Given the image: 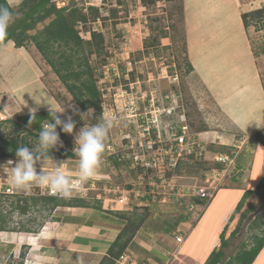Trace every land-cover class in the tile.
I'll return each instance as SVG.
<instances>
[{"label": "crops", "instance_id": "1", "mask_svg": "<svg viewBox=\"0 0 264 264\" xmlns=\"http://www.w3.org/2000/svg\"><path fill=\"white\" fill-rule=\"evenodd\" d=\"M22 1L7 0L15 9ZM260 1L264 5V0H180L187 68L191 66L190 71L186 70L185 81L204 119L198 130L193 131L195 137L206 143L211 151L207 152L209 157L214 152L211 146L220 149L217 151H223L224 146L229 150L248 137L237 159V172L227 179V185L209 202L189 195L178 200L146 203V198L132 194L121 204L111 194L103 200L104 205L101 202V209L93 205L58 206L51 214L54 221L49 226L42 223L33 231L28 223L26 230H0V264H100L128 222L122 215H141L139 211L145 208L152 216L138 225L125 250L146 264H207L213 250L221 248L222 236L228 242L225 251L234 255L239 249L229 250L235 235L241 230L251 234L262 231L264 218L260 221L259 216L263 212L256 204L264 187L259 192L255 188L264 177V144L254 134L264 128V53L255 47L243 19L244 13L257 9L252 4ZM261 7L259 4L258 8ZM36 32V29L28 31ZM35 53L41 54L32 42L17 47L9 39L0 46L3 87L17 96L18 114H24L26 109L28 113L53 110L61 117L59 103ZM41 91L46 97L38 94ZM174 109L167 118L186 123L187 113L174 118ZM95 158L93 154V164ZM39 160L43 159H32V164ZM62 160L65 159H58ZM179 174L177 183L191 186L199 181L196 176ZM131 181H127V186ZM249 190L251 193L243 199ZM240 202V208L235 211ZM192 205L194 209L189 208ZM251 205L255 208L249 212ZM39 210L45 209L39 206ZM246 213L247 217L242 219ZM237 228V233L232 235ZM178 234L186 235V239L174 256ZM253 242L250 238L246 245L249 247ZM252 264H264V246Z\"/></svg>", "mask_w": 264, "mask_h": 264}, {"label": "rangeland", "instance_id": "2", "mask_svg": "<svg viewBox=\"0 0 264 264\" xmlns=\"http://www.w3.org/2000/svg\"><path fill=\"white\" fill-rule=\"evenodd\" d=\"M86 1H92L90 9L88 8L87 10ZM262 2L263 1L254 3L252 6L256 8H258L259 4L264 6ZM72 6L83 10L88 18L87 21L89 23H82V31L84 32V36H87L84 39L85 50L88 53L90 63L97 68V70H95V76L98 80L100 89H102V93L105 94V97L101 96V99L111 102L114 98V92L117 91L120 85H123V88H127L128 91H130V93L124 97L127 104H129L133 96H139L141 92H145L146 95H149L150 91L153 90L158 98L156 104L159 107L165 106V108H168L174 106V118H179V113H187L186 123L189 125L190 130H198L204 119L202 110L199 109L200 105L190 94V88L185 81L188 63L186 62L184 49V25L180 0H63L59 5H56L58 8L66 7L68 9ZM93 7H98L100 13L98 12L99 14H96V12H94L95 10H92ZM66 13L68 14V12ZM97 16H100V18ZM103 16H106L104 17L105 19ZM52 17L47 18L43 22H39L35 29L38 30L43 25H46ZM98 19H100V21H98ZM80 25L81 23L79 24V21H77L76 28H79V30H81ZM90 26H95L97 31L103 33L105 38L104 45L108 49L109 59L114 56L115 53L120 57V53L124 51L125 44L129 47L133 62L130 66L128 77L122 75L121 77H115L112 72L109 71L110 79L107 80L104 78L105 68L101 65L103 62L102 55L97 57L89 55L90 51L87 41L91 38L85 31H87ZM248 28L250 29L251 38L255 47L259 52L264 53L263 23L250 22ZM259 29H261V31L256 33ZM28 50L31 52L30 49ZM35 57L39 62H37L38 65H41L45 73V78L49 82L48 86L59 103L61 110L60 115L65 120L66 126L70 128V134L63 139L61 144L74 151L78 158L62 160L64 162H59L56 159H43L35 161V163L33 162L28 170L37 173V178L44 184H58L61 183L62 180L64 182L65 179H68L70 176L82 177L81 186L85 188L83 191L85 200H88L91 204H95L100 200L104 205L105 202L103 199L106 197L107 192L104 194V183L102 181H97L94 177L96 172L98 174V167L92 162L93 159L91 158H93L94 151L89 145V141L94 136L99 137V140L104 144L106 142L105 136L103 137L100 135L102 127L98 123L99 115L95 113L94 109H89L87 112L80 110L77 103L73 100L72 95L67 91L66 87L41 54L35 53ZM119 64L120 67L125 68L122 59H120ZM122 72H125V69L122 70ZM175 73H177L179 77L177 81H173L171 78V75ZM2 79H5V77L0 73V97L3 95L4 98H7L12 94L9 93L8 88L3 87L4 80ZM136 80L139 82L135 83ZM130 83H133L132 89ZM1 88H3V90ZM42 93L43 91L38 94H40L41 97H46V95H42ZM166 94L170 97L166 98ZM148 97L146 96L145 98ZM4 98L1 99L11 108V100ZM48 98L51 101L49 94ZM16 99L18 100L17 96ZM34 99L38 100L37 98ZM144 100L145 101L140 100L139 105L142 106V108H147L146 104L148 101L146 99ZM38 102L40 101L38 100ZM24 114L32 113H28L26 109ZM92 115H94V121L91 120ZM163 118H166L165 113L163 114ZM76 121H78L77 125L74 123ZM121 126L123 128L127 127L124 123L121 124ZM113 129H111L110 132L108 131V137L112 134L115 149L117 150L118 147L121 148L122 146L118 137H115L117 133L113 135L116 130L118 132V129ZM82 131H90L87 136L88 138L86 137L87 139L82 136ZM16 136L28 137L30 140H33L32 144L34 148H39L43 143L42 140L35 139L28 135L27 132H22L20 128H17L14 123L10 121L0 123V140L5 137L12 139ZM45 145L47 146L46 143ZM211 148L213 151L220 150L214 145L211 146ZM209 152L211 151L208 150V153ZM3 165H7V163H4V159H0V181H4L6 177L5 171L8 170V168H5ZM213 165L214 163L209 156L197 161L186 160L179 164V173L187 176H196L199 181L202 182L204 174H206V171ZM91 168H94V170L92 171ZM54 169L58 171H54ZM123 170L122 180L114 183L125 185L127 181L135 177L132 171L133 169L125 167ZM50 173H52V175ZM93 181L94 184H92ZM30 188L33 194L37 191V187L35 186H29L28 190H30ZM98 194L102 197L101 199L97 197ZM14 200L15 197L13 196H0V208L3 209L4 214H8V220H10L8 226L10 228L20 223H29L30 226H33V230H36L39 224L44 223L46 226H49L50 223H53L54 220L53 217H51L53 211L50 212L46 209L40 211L39 206H31L27 209L26 213L20 212L19 209L10 211L11 207H15L12 206ZM110 202L112 203V201ZM107 206H109V203ZM119 207L121 206L116 208ZM256 207L259 211L263 212L259 216L262 217L259 219L262 221L264 218V192L259 196ZM40 209L42 208L40 207ZM139 212L146 215L145 219L152 216V212L148 209H143ZM39 215H41V221L38 220ZM33 217L35 219L34 221H32ZM44 218L46 220H44ZM235 237L236 239H234L229 252L241 249L244 244H248L247 241L250 239L251 233L249 231L246 233L244 230H241Z\"/></svg>", "mask_w": 264, "mask_h": 264}, {"label": "trees", "instance_id": "3", "mask_svg": "<svg viewBox=\"0 0 264 264\" xmlns=\"http://www.w3.org/2000/svg\"><path fill=\"white\" fill-rule=\"evenodd\" d=\"M92 10H95L94 12H96V14L100 13L98 7H93ZM66 12H68V14ZM49 17H52V19L44 25L42 29L37 30L35 34L28 33L29 30L35 29L39 22H43ZM104 17L106 16H103V18ZM87 19L83 10L74 6L69 7V9L66 7L58 8L53 0H23L17 9L11 7L7 0H0V46L9 39L13 40L17 47L24 46L27 42L34 43L47 64L52 68L67 91L72 95L78 108L84 112H87L89 109H94L95 113L99 115L98 123L101 125V91L97 86V79L95 76V70H97V68L90 63L88 53L85 50V41L76 28L77 21L86 22ZM243 19L246 26H249L250 22H262L264 25V6L244 13ZM104 39L103 33L95 30L91 32V39L87 41L90 51L89 55H94L96 57L102 55V64L108 61V49L104 45ZM187 69V72L190 71L191 66H188ZM94 119V115H92L91 120L94 121ZM8 121L14 123L22 132H27L28 135L33 138L42 140L43 143L39 148H34L32 144L33 140H30L28 137L16 136L12 139L5 137L0 140V159L15 156L30 159L56 160L78 158L74 151L61 144L63 139L70 134V130L62 117L55 111L47 110L32 114L17 113ZM44 123H48L52 129L46 130L44 128ZM74 123L77 125L78 121ZM89 133L90 131H82V136L87 139ZM100 135L104 137V127H102ZM254 136L258 141L264 144V128L258 130ZM89 145L96 157L94 163L100 170L98 173L101 172V174H104L99 176L94 174L96 180L102 181L103 183L120 182L124 171L123 168L129 167L128 164L126 162H118L114 159L117 163V172L110 173L108 168L103 166L99 160V158L107 154L103 142L99 140V137L94 136L89 141ZM224 150H228V147L224 146L223 151ZM217 152L219 151H214L210 157H213ZM179 169L180 167H178V171ZM263 187L264 177L255 190L259 192ZM249 193H251V190L245 192L243 199H245ZM0 196L5 197L4 194H0ZM12 204V206L15 207H11L10 211L19 209L22 213H26L27 209L31 206H40L50 212L58 206L89 207L93 205L100 209L102 207L100 200L95 204H91L88 200H85L84 197H79L77 195L72 197L37 194L30 196L25 195L23 197H17ZM240 206L241 202L237 205L235 211H237ZM254 208L255 207L251 205L249 207V212ZM145 216L146 215L143 213L141 215L135 213L132 215H122L128 222L109 247L108 256H105L100 264H114L115 258L125 251L138 225L144 222ZM245 217H247V213L241 216L242 219ZM138 218L139 221L136 222ZM9 222L8 214H4L3 209L0 208V230L10 228L8 226ZM17 228L26 230V224H17V226H14L12 229ZM237 231L238 228L232 235H235ZM250 238L254 240L252 245L248 247L244 244L234 255H228L224 249L228 242L222 236L221 248L217 251L213 250L208 258L207 264H252L264 246V228L260 233H252Z\"/></svg>", "mask_w": 264, "mask_h": 264}, {"label": "built area", "instance_id": "4", "mask_svg": "<svg viewBox=\"0 0 264 264\" xmlns=\"http://www.w3.org/2000/svg\"><path fill=\"white\" fill-rule=\"evenodd\" d=\"M56 5L63 0H53ZM70 1V0H69ZM92 1H86V10L90 8ZM61 7V6H59ZM100 18V17H99ZM100 21V19H98ZM81 23V30L78 29L80 36L85 39L84 32L82 31V23H89L88 21ZM97 31L96 27H89L86 32L91 38V32ZM99 30V29H98ZM131 50L129 47H124V51L120 53V57L117 53L109 59L105 64H102L105 68L104 78L109 80L110 73L113 76L128 77L130 66L133 62L131 57ZM120 59L124 61L125 68L120 67ZM125 69V72L122 70ZM173 81L178 80L177 73L171 75ZM139 81L136 80L135 83ZM131 89L133 83H130ZM97 86L101 91L98 80ZM139 87V86H138ZM130 91L127 88H123L120 85L117 91L114 92V98L111 102H107L105 99H101V126L105 130V149L107 154L99 158L103 166L107 167L110 173L117 172V163L126 162L129 168L133 169L135 177L127 184L121 185L116 183H104V197L105 200L109 195L114 194V198L117 203L123 204L127 202L132 194L137 198L144 197L146 203L151 201H163L166 202L169 199H181L189 195H197L206 198L208 202L214 198L217 191L227 185V179L237 172V159L242 152L248 137L245 136L240 139L237 144L226 151H219L213 155L210 159L214 165L210 167L206 174H204L203 180L194 183L191 186L177 183L176 177L179 174L178 167L181 162L186 160H201L208 157V148L206 143L200 141L195 137V132L190 130L187 123H179L174 119H168L167 115L174 109V106L165 108V106L159 107L157 96L154 91H150L149 95L145 92H141L139 96H133L129 104L124 99L125 95H128ZM101 96L105 97V94L101 91ZM148 98H145V97ZM166 98L170 96L165 95ZM0 97V123L6 122L11 119L15 114L19 113V103L14 95H9L7 98L11 100V108L5 104ZM148 101L147 108L139 105L140 100ZM5 106H4V104ZM166 114V118H163V114ZM3 120V121H2ZM126 125L123 128L121 124ZM46 130H51V126L48 123H44ZM118 129V132L113 135L118 137L121 142V148L115 149L112 134L108 137V131L111 129ZM113 129V130H114ZM120 145V144H119ZM194 156V157H192ZM96 160V158H95ZM7 163L5 171L6 177L4 181H0V194H4L7 197H23L33 195V192L28 190V187L35 186L37 191L34 194L37 195H53L59 197H72L79 196L84 197L82 187V177L70 176L65 179L64 182L58 184H44L37 178V173L29 171V167L32 166V159L15 156L4 159ZM94 184V181L93 183ZM130 194V195H129ZM98 198H102L100 194ZM190 209H194V206H189ZM186 235L178 234L176 236V242L178 247L174 256L178 253L180 246L185 241ZM114 264H146L139 262L133 254L127 250L120 253L115 258Z\"/></svg>", "mask_w": 264, "mask_h": 264}]
</instances>
